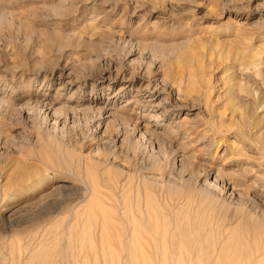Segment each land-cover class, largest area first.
Segmentation results:
<instances>
[{
  "label": "rangeland",
  "instance_id": "1",
  "mask_svg": "<svg viewBox=\"0 0 264 264\" xmlns=\"http://www.w3.org/2000/svg\"><path fill=\"white\" fill-rule=\"evenodd\" d=\"M0 264H264V0H0Z\"/></svg>",
  "mask_w": 264,
  "mask_h": 264
}]
</instances>
